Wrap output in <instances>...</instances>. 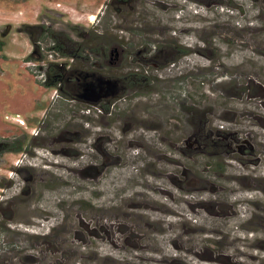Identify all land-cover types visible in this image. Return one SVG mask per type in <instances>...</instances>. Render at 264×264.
<instances>
[{
	"label": "rangeland",
	"instance_id": "rangeland-1",
	"mask_svg": "<svg viewBox=\"0 0 264 264\" xmlns=\"http://www.w3.org/2000/svg\"><path fill=\"white\" fill-rule=\"evenodd\" d=\"M126 260L264 264V0H0V264Z\"/></svg>",
	"mask_w": 264,
	"mask_h": 264
},
{
	"label": "trees",
	"instance_id": "trees-1",
	"mask_svg": "<svg viewBox=\"0 0 264 264\" xmlns=\"http://www.w3.org/2000/svg\"><path fill=\"white\" fill-rule=\"evenodd\" d=\"M249 1L252 2L253 0H249ZM219 4H217V5H219ZM220 7L221 8L226 7V9H228L230 11L233 10V7H231L229 5L228 6L227 5H220ZM52 40L54 41V43L58 44L59 46L62 43L61 41H63V39L59 38V37H54ZM95 48H92L91 46L86 48L87 53H86V55H84L85 62H83L84 66L86 64L85 67H83L82 62H81V60H82L81 55L83 54V51H81V50L78 51L79 54H81L80 56H78V54L65 53V52L61 51L60 49H57V51L59 52L61 57L72 59V62L68 66V68L62 67L63 76H62L60 86L63 84L64 88L66 87V89L68 88V90H70V91L64 90V92H63V90H62L61 94H63V95L66 94L67 99H69V98L75 99L78 97V98H82L84 100H88L89 96H91V92H96L97 94H105V93L110 92V90L112 89L111 85L113 83L111 80L106 79L105 77H102L96 73H90L88 71L86 72L85 68L91 69L93 66V64L91 63V60L94 58L98 59V56L100 59L108 58V56H109V59H110L111 57H113V55H115L117 49L115 47L112 48L109 52V55L107 56V53L105 50L100 51V50H97ZM33 56H34V50L30 53V56H29L30 60H33ZM74 61H77V62L79 61V67L78 68L73 67ZM80 64H81V66H80ZM65 75H67V76H65ZM70 76L72 78V82L68 83L67 80ZM71 86L78 87V90L72 89Z\"/></svg>",
	"mask_w": 264,
	"mask_h": 264
},
{
	"label": "bare ground",
	"instance_id": "bare-ground-1",
	"mask_svg": "<svg viewBox=\"0 0 264 264\" xmlns=\"http://www.w3.org/2000/svg\"><path fill=\"white\" fill-rule=\"evenodd\" d=\"M90 19L91 20H93L94 19V16L93 15H91V17H90ZM251 135V134H250ZM254 135V134H253ZM113 158V157H112ZM113 159H118V157L117 158H113ZM63 163H65V162H63ZM173 163V162H172ZM62 164V163H61ZM67 164V163H66ZM117 164V163H116ZM230 165V164H229ZM233 166V165H232ZM67 167V166H66ZM233 169V168H232ZM234 170V169H233ZM172 173V172H171ZM236 173V174H235ZM169 174V173H168ZM234 174H235V176H237V177H239V176H241L242 175V173H239V172H235L234 171ZM162 176V175H161ZM160 192V191H159ZM161 194V193H160ZM166 195V194H165ZM146 199V198H145ZM147 201H148V199H147ZM152 201V200H151ZM132 202V201H131ZM150 202V201H149ZM152 203H154V202H152ZM145 207H146V205H148V203L146 204V201L145 202H143L142 203ZM154 204H156V203H154ZM142 205V206H143ZM166 205V208H165V210H163L162 212H172L173 213V211H172V208H170V206L168 205V204H165ZM162 206V205H161ZM119 208V207H118ZM133 208V207H132ZM158 208V207H157ZM119 210H121V209H119ZM112 211V210H111ZM138 211V210H137ZM161 210H159V212H160ZM110 212V211H109ZM122 212V211H121ZM124 214V213H123ZM141 214H142V212H141ZM161 214H163V213H161ZM130 215V214H129ZM138 216H139V218L141 219V220H146L147 218H142L141 216H140V214H138ZM136 217V216H135ZM143 222V221H142ZM145 222V221H144ZM160 222V221H159ZM128 224V223H127ZM126 224V225H127ZM144 224V223H143ZM146 224V223H145ZM153 224V223H152ZM156 224V223H155ZM150 227V226H149ZM148 227V228H149ZM146 228V227H145ZM142 232V231H141ZM142 235V234H141ZM140 236V235H139ZM146 236V235H145ZM138 242H140V239L138 240ZM137 247L140 249V250H143L144 248H146V245L145 244H143V243H139V244H137ZM155 250V249H154ZM142 257H144L145 258V260L147 259V260H149V261H152V263H154V262H160V263H166L167 261H171L170 260V256H168V253L165 255V258H164V256L162 257V258H159V257H157V256H155V255H145V254H143V255H141ZM164 258V259H163ZM127 261V260H126ZM125 264H132V263H134L133 261H127V262H124ZM140 264H146V262L144 263H140Z\"/></svg>",
	"mask_w": 264,
	"mask_h": 264
}]
</instances>
